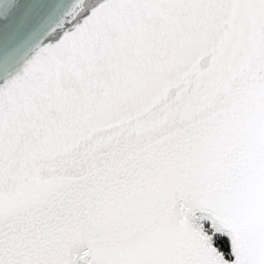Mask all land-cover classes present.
I'll return each instance as SVG.
<instances>
[{
    "label": "snow or ice",
    "instance_id": "1",
    "mask_svg": "<svg viewBox=\"0 0 264 264\" xmlns=\"http://www.w3.org/2000/svg\"><path fill=\"white\" fill-rule=\"evenodd\" d=\"M0 264H264V0H0Z\"/></svg>",
    "mask_w": 264,
    "mask_h": 264
}]
</instances>
